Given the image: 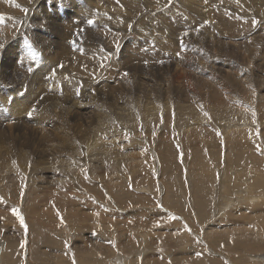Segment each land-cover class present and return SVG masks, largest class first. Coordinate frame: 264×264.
<instances>
[{
  "label": "rangeland",
  "instance_id": "rangeland-1",
  "mask_svg": "<svg viewBox=\"0 0 264 264\" xmlns=\"http://www.w3.org/2000/svg\"><path fill=\"white\" fill-rule=\"evenodd\" d=\"M110 1L103 6L105 9L101 6L96 11L93 6L105 4V0H48L46 4L39 3V1L30 2L34 13L30 21L33 23L37 16L38 19H43L44 15H46L47 18L45 17L42 23L46 24V26L47 24L49 25V29L46 32L39 31L33 37L34 41L42 44V48L51 53H59L62 49L64 51L67 48H72V45L75 53H86L89 47H93L97 51L96 49L99 46L100 48L103 47V43L101 39L96 37L94 28L90 26L93 30L88 29V26L85 28L88 24L87 21L90 19V16L85 14L87 11L85 9H90L89 12L92 10L91 13L93 11L105 13L103 10H106L111 18L113 15L108 13L107 8L111 7L114 10L113 8L115 7L114 12L119 13L120 16L122 15L124 20L126 19V23L125 28L120 26V29H123L122 31L118 28L116 35L114 34L116 37L121 35L122 37H118V39L113 36L111 46L112 48L117 46L118 48L115 49H118L119 52L111 49V47L109 49V52L112 55L114 54V57L117 53V59L113 57L114 59L112 60L116 63L109 61L110 64L108 62L107 66L111 67L114 63L117 67L115 65V67H108L113 72L109 69V74L103 77V81H108L107 84L113 85L120 78L124 81L127 77L131 78V80L126 79V81L130 82L125 81V84L128 83L126 88L129 89L127 91L129 95L127 94L128 98H126L129 99V104L138 105L137 90L147 91L148 100L156 104H150L151 109L167 110L172 113L173 117L169 115L170 117L152 118L153 116H151L149 119L147 118L148 120L146 118L143 120L142 118H133L127 125L131 126L130 124L133 122V126L136 123L140 127V131L134 130L129 134H124V128H122L112 133V138L106 136L111 134L95 137L99 144L101 143L100 149L105 151L111 147V150H114L113 152L116 155L123 150L119 145V142L122 143L125 148L121 157L124 159L117 155L112 158L114 160H111L109 155H102L101 151H97L98 154L96 156L98 157L96 158L93 155L95 157L93 161L97 160L96 162H99V166L105 162L103 157L105 160L108 157L110 161L107 158L105 169L103 167H95L94 170L97 172L91 173L92 177L90 176L91 174L89 175L90 177H81L83 180L78 184L66 180L68 173L64 170L48 173L44 180L41 179L30 183L26 181V185H24L22 180L18 184L15 178L16 171L21 173L25 164L32 160L40 159L41 155V161L51 159L55 155L53 156V154L51 155L46 151L48 143L44 141L45 138L40 136V134H36L33 131L34 129L32 130L33 134H30L32 128L28 126L33 125V123L23 127L22 125H16L22 131H27V134L23 132L22 135V131H20L13 137L4 136L0 145L4 147L13 145L17 149L23 148L26 152L21 153L20 157H29L25 162H20V157L11 162L15 167V172L7 168V165H0V243H3L2 245L5 244V246L0 244V259L2 258L0 264H26V261L27 264H59L58 260L63 264H77L78 258L95 254L99 259L110 255L111 252L117 253L116 257L124 254L125 260L131 259L130 262H127L128 264H174L176 260H179L177 264H210L215 257L220 258L224 264H241L240 259L242 258L245 259L247 264H253L251 261L252 256L257 255L260 258V256L264 255V218L257 223L258 227H253V229L247 224H238L237 222L240 220L247 221L249 218L256 220V217L261 218L257 216L259 215L258 213L248 212L250 208L257 209V205L252 204L256 202H243L234 212L226 211L230 215L224 214V217L217 220L219 213L214 215L216 211L209 213L206 217L199 213L194 194L195 188L199 185L197 184L199 177L207 180V189L210 187V194H212V186L216 182L215 178L218 177L217 167H221L220 170L224 171L227 176L224 179L225 187L222 189L224 191L222 195L229 199H234L239 195L247 180L252 181L258 175L264 173V0H188L200 10L195 12L184 8L183 0H119V4L114 3V5ZM73 4L78 7L77 11L70 9ZM119 5L123 6H121V9H127V13L121 10ZM156 5H158L157 10L155 9ZM94 8L96 7L94 6ZM199 12L204 14L200 15ZM173 14L176 16L175 18H173ZM147 16L150 19H146L149 18ZM243 17L247 19L245 26L239 27L229 24L234 22L232 20H244ZM201 19H203V22ZM226 19L228 20L227 22H225ZM170 20L171 22H169ZM130 22L132 24H129ZM126 24L132 25V28L126 26ZM81 26L82 28H80ZM191 28L193 29L192 33L190 32ZM87 29L94 33L87 31ZM55 31H61L64 34L63 40L65 42L53 40L54 44H51L50 37L56 33ZM85 31L86 33H84ZM176 31L181 32V35ZM183 31L187 32L186 35L188 36L182 33ZM188 32L189 34L191 33L190 36ZM90 35L94 37L92 38ZM98 36L100 35L98 34ZM186 38L189 39L185 41ZM75 39L78 40L76 41ZM98 40L100 42H97ZM18 41L16 50L3 57L2 65L6 69L4 67L0 68V88L5 89L6 85L4 84L9 83L10 61L13 57L19 61L23 60V53H28L33 48L36 50L37 56L43 57L46 55L33 41L26 37H19ZM67 42H72V44L68 43L69 45L71 44L69 46ZM92 42L97 46L94 47ZM151 42H155L156 47ZM147 43L151 47L146 46ZM79 44L81 47H79ZM87 45L88 47H86ZM167 45H171L175 51H169ZM82 47H85L86 51ZM77 48L80 50L78 51ZM126 49L129 51L132 49V52ZM141 49L143 50L141 51ZM146 49L151 50L150 53ZM100 50L102 49L98 50L99 53ZM134 50L135 53L133 52ZM141 54H143L145 59L138 57ZM173 54L177 56L173 57ZM146 56L148 57L147 59ZM132 61H134V64L136 62V64L134 65ZM111 62L113 63L111 64ZM129 64L131 65L128 69ZM21 65L23 66L24 64L22 63ZM60 65L58 66L59 70L61 68ZM121 65L122 67H120ZM131 67L135 68L136 72L132 71ZM24 71V67H19L16 69L15 75ZM119 72L124 73H121L122 77ZM180 76L183 77L184 84L176 82L177 77ZM185 76L192 78L191 84L185 82ZM194 80V85H196V81L198 84L191 86ZM198 81L202 82L199 83ZM94 84L92 83L89 86L82 85L83 88L80 85L82 89L77 86L76 90L74 89L72 92L61 93L58 101L61 100L63 95L62 102H59L62 105V110H68L72 106V101L69 100L72 96L77 97V99L79 97L80 100H78L81 103L85 102L84 96L86 94L85 97L87 98V93H92L89 92L93 90L91 89L92 85L95 87L93 96L96 97L97 95L96 98L98 99L100 96L102 98L101 101L104 100L102 92H97L99 89L97 81ZM106 88L103 90L104 92L108 91ZM88 89L89 91H86ZM78 90L81 94L78 93ZM67 92L70 93V96ZM107 98L112 101L110 97ZM68 101L71 102L69 103ZM43 103L48 104L47 101H43ZM146 104L147 99L144 98L143 110L149 107ZM184 107L187 109L184 110ZM33 109L34 107L29 108L28 112H26L27 115ZM216 109L219 112H216ZM84 111L90 110L84 108L81 114H85ZM43 112L40 113H48L47 111ZM235 114L239 115L236 117L234 116ZM244 117L248 120H242ZM187 118H190V122L193 121L195 123L200 120L202 123L200 126L199 124L196 125L199 127L198 129L188 133L185 131L186 128L184 131H178V127L184 125V121ZM115 119L114 125L118 124L116 126L120 127L124 126L130 118H124L123 121L122 118L116 119L117 121ZM155 119L161 120L157 121ZM208 120L217 123L212 125ZM80 121L82 120L80 119ZM87 121H92V123H89L88 128L90 126L94 130L93 121L98 124V120L96 118L83 119V124L87 125ZM75 122V120H72L70 124L63 122L65 123L64 126H67L66 129L69 128V137L72 140L80 138V134H76V130H79L78 126L80 125L77 124L75 126ZM219 122H222V125L226 124L223 130ZM253 122L254 126L251 129L244 127V123L252 124ZM1 123L0 130L7 128L4 123L2 125ZM234 125H240L244 128H238ZM48 127L54 129L53 123L48 125ZM98 127H100L99 124ZM245 130H248V132ZM33 135L36 136L34 137ZM115 136L119 138L116 137L115 139ZM40 137L44 140L42 139V141ZM95 138L93 141H96ZM107 139L115 141L116 146L115 144L106 145ZM116 140L119 141L116 142ZM164 141L169 144H165L166 149L162 147ZM231 150L238 154L237 156L241 157V159L237 163H233L235 160H231L227 164V158H234L231 157ZM44 152L45 154L43 155ZM75 152L74 150L65 149L62 156L67 159L70 156H75V154H71ZM129 152L132 154L129 155ZM126 156H130L131 161L134 160L133 158L144 159L143 163L147 164L144 165V168L142 166H139V168L135 165L136 163L127 162ZM164 157H167L172 162L174 161V166L167 165V162L164 164L165 159H162ZM223 158L226 159L223 160ZM116 161L119 164L125 161V163H122L126 165V171L120 167L121 164L120 166L117 165L119 170L116 169L114 167L117 164H114ZM1 162L2 157H0ZM19 162L21 168H16ZM100 163L102 164L100 165ZM221 163L222 165L226 163V166H221ZM108 165H112V167L110 168ZM261 166L262 171L259 173L258 168ZM134 167L137 168V171H134ZM106 168H110L114 173L113 178L111 177L113 184L110 183L112 188L109 184L110 176H106V178L102 176V174L105 175V170L111 171ZM122 169L126 174L123 173ZM233 173L234 175L231 176L230 174ZM212 174L216 176L211 177ZM234 176H237V178ZM231 178L235 180V185L233 186L228 183ZM99 180L100 182L103 181L104 184H100ZM119 180L124 181L126 184L128 192L125 195L117 190L119 189V187L117 188ZM84 181H87L90 185L86 186ZM200 184L202 185V183ZM251 185L252 193L255 196H260L258 195L259 193H264L262 192L264 191V182L261 178L257 181H252ZM167 195L171 196L167 198ZM138 198H143L145 202L133 203ZM208 200L212 208H214L218 206L220 198L217 194L215 199L210 200L208 198ZM85 201L93 202V204L88 203L87 206ZM102 205L105 206L102 207ZM107 210L110 211V214H108ZM137 211L141 212V214L137 215ZM261 212L264 216V210ZM21 218L23 223H21ZM175 221L179 222V224L175 225ZM29 224L31 230L28 226ZM184 224L188 227L186 230L189 231L194 239L190 244L192 246L190 248L185 247V240L180 241V235L176 233V226L184 228ZM183 246L185 248H182ZM100 252L103 254H100ZM172 257L173 259L171 260L170 258ZM76 260L78 261L76 262ZM99 260L102 261L101 259Z\"/></svg>",
  "mask_w": 264,
  "mask_h": 264
},
{
  "label": "bare ground",
  "instance_id": "bare-ground-1",
  "mask_svg": "<svg viewBox=\"0 0 264 264\" xmlns=\"http://www.w3.org/2000/svg\"><path fill=\"white\" fill-rule=\"evenodd\" d=\"M35 1H39L46 4V2L48 0H0V68L4 67L2 65L3 63V57L7 56L8 54H11L13 53L15 50H16V46H17V43L19 42L18 41V38L19 37H26L28 39H30L31 41H33L36 46L42 50L43 52L46 53V55H44L43 57H39L36 55V50L33 48L32 50H30L28 53H23V60H17L15 57L12 58V60L10 61V65L11 67L9 68L10 70V73H9V83L8 84H4L6 85V88L3 89V88H0V122L4 123L7 128L5 129H1L0 130V142L2 141L3 137H13L15 136L17 133H19L20 131H22L20 128H17L16 125H22L23 126H28L30 125L31 123H33V125H30L28 127L32 128L31 131H30V134L32 135L33 131L36 133V134H40V136H42L43 138H45L44 141H47L48 145L46 147V151L49 153V154H53V158H51V155H50V158L51 159H44L46 161H41V157L42 155L40 156V159L38 160H32L30 162H28L27 164L24 165V167L22 168L23 171L21 173L17 172L16 171V176L15 178L17 179V182L18 184H20V182L23 180L24 181V185H26V181L27 182H36V181H39L41 179H45L46 177V174L48 173H55L56 171H59V170H64L66 173H68V176L66 177V180L68 181H71V182H75L76 184L80 183L83 179H81V177H85V176H89L91 173L93 172H97L94 170L95 167H106L105 166V163L109 160L108 157H106V160L104 159L103 157V161L104 164L101 165L102 163H100L101 166H99V162H96V161H93V159L98 156H96V154H98L97 151H101L102 155H109V157H111V160H114L112 158H115L117 155H120V157L122 156V154L124 153V146L122 145V143L119 142V145L120 147L123 149L122 151H119L116 154H114V150L112 151L111 150V147L110 149H107V150H102L99 148L100 144H99V141L96 140L95 137L97 136H103V134H111V135H106L107 137L109 138H112V133H114L115 131H119L121 130L122 128H124V134H129L131 133L132 131L136 130L137 132L140 131V127H138L136 125V123H134V125L132 126L133 122L130 124L131 126L127 125L130 121H132L133 118H142V120L144 118H150L151 116H153L152 118H164L165 116H169L172 115L171 112L167 111V110H164V111H161L160 109L158 108H153L151 109V107L149 106L150 104H153L154 102H151L149 101L148 99V92H143L141 90H137L138 93L137 94V100H138V105L135 106L134 103L133 104H129V99H127L128 97L126 96L129 92H127L129 89H127L126 87L128 86V83L125 84V81L126 79L128 78L127 77L125 79V81L123 79H117L118 81H116L117 83L113 84V85H110V83L107 84L108 81H103V77L105 75H108L109 74V69L111 67H113L116 63L114 62L112 59H114L117 55H115V57L111 54V52H109V49L111 47V49H115V48H118L117 46H115V48H112V42H113V36H115L116 32H118V28L120 29V26L124 27L125 26V23H126V19L124 20V17L121 15H119V13H116L114 12L115 10V7L113 8L114 10L111 9V7L109 8V4L111 3V1L113 2V5L114 3L115 4H119V0H105V4H100L99 6L97 5H94L96 8H94L93 6V9L98 10L99 8H104L103 6L106 5L108 3V1H110V3L108 4V8L107 10L109 11L108 13H110L111 15H113V17H109L106 10H103L105 13H102V12H89L90 9H85L87 10L85 12V14L87 16H90V19L89 20H93L94 23L92 24H89L88 21H87V25L85 28H87V26L89 27H92L95 29V34H96V37H98L99 39H101V42L103 43V47L100 48V46L98 47L99 49H102L100 50V53H99V49L97 48L96 50L98 51H95L93 47H89L87 50L86 53H75L73 51V45H72V48H67L59 53H51V52H47V50L45 48H42V44L40 43H36L34 41V38L35 35L39 32V31H44L46 32L48 29H49V25L47 24H43V20H45V17L47 18L46 15H44V18L43 19H38V16H37V19L34 20V22L32 23L30 21L31 17L34 15L33 13V7L31 6L30 2H35ZM66 1V0H64ZM164 1V0H163ZM168 1H171V0H168ZM182 1V0H181ZM107 2V3H106ZM166 2V1H165ZM121 3V2H120ZM125 3V2H124ZM159 3V2H158ZM163 3V2H162ZM161 3V4H162ZM90 4V3H89ZM94 4V3H93ZM122 4V3H121ZM132 4V3H131ZM160 4V5H161ZM164 4V3H163ZM168 4V3H167ZM112 5V4H111ZM126 5V4H125ZM129 5V4H127ZM42 6V5H41ZM120 6V5H119ZM122 6V5H121ZM120 6V9L123 7ZM130 6V5H129ZM163 6V5H162ZM165 6V5H164ZM183 6L184 8H188L190 11H200L199 9H197L195 7L194 4H191L190 1L188 0H183ZM91 7V6H90ZM77 8L74 4L70 6V9H72L73 11H77ZM128 8V6H127ZM40 9V8H39ZM44 9V8H42ZM49 9V8H48ZM105 9V8H104ZM117 9V8H116ZM119 9V8H118ZM155 9L157 10L158 9V5L155 6ZM154 9V10H155ZM187 9V10H188ZM123 10V9H121ZM127 10V9H126ZM126 10H123L126 12ZM222 10V8H221ZM41 11V10H40ZM82 11V10H80ZM117 11V10H116ZM128 11V10H127ZM46 12H48V10H46ZM89 12V13H88ZM119 12V10H118ZM121 12V11H120ZM152 12V11H151ZM150 12V14H151ZM155 12V11H154ZM127 13V12H126ZM198 13V12H197ZM200 13V12H199ZM203 13V12H202ZM200 13V15L202 14ZM222 13V12H221ZM204 14V13H203ZM207 14V13H206ZM39 15V14H38ZM129 15V14H128ZM128 15H127V18H128ZM154 15V14H153ZM174 15V14H173ZM196 15V13H195ZM198 15V14H197ZM76 16H79V15H76ZM125 16V14H124ZM131 16V15H130ZM80 17V16H79ZM149 17V16H147ZM176 16L174 15L173 18H175ZM200 17V16H199ZM36 18V17H35ZM110 18V19H109ZM132 18V17H131ZM242 18V17H241ZM146 19H150L149 18H146ZM198 19V18H197ZM244 20H240V19H237V20H232L234 22L229 23L231 26H239V27H243L245 26L247 23H245L247 21L246 18L243 17ZM250 19V18H248ZM131 20V19H129ZM163 20V19H162ZM174 20V19H172ZM202 22H203V19H201ZM196 21V20H195ZM206 21V20H205ZM228 20L226 19L225 22H227ZM30 24H29V23ZM39 22V23H38ZM46 22V21H44ZM171 22V20L169 21ZM198 22H200L198 20ZM249 22V21H248ZM254 22V21H253ZM8 23V25H7ZM167 23V22H166ZM195 23V22H194ZM129 24H132L131 22ZM127 25L126 26H132V25ZM162 24V23H161ZM201 24V22H200ZM221 24V23H220ZM227 24V23H226ZM163 25V24H162ZM198 25V24H197ZM202 25V24H201ZM207 25V24H206ZM136 26V24H135ZM134 26V27H135ZM161 26V25H160ZM165 26V25H164ZM259 26V25H258ZM88 28V29H91V28ZM129 27V28H130ZM195 27V26H194ZM82 28V26L80 27ZM125 28V27H124ZM132 28V27H131ZM136 28V27H135ZM134 28V29H135ZM164 28V27H163ZM161 28V29H163ZM166 28V27H165ZM197 28V27H196ZM195 28V29H196ZM254 28V27H253ZM84 29V28H83ZM89 32H92L90 30H88ZM194 29V31H195ZM93 30V29H91ZM121 30V29H120ZM123 30V29H122ZM121 30V31H122ZM133 30V29H131ZM164 30V29H163ZM174 30V29H173ZM172 30V31H173ZM125 31V30H124ZM128 31V30H127ZM170 31V30H169ZM193 32V29L191 28L190 32ZM56 32V31H55ZM89 32H87L89 34ZM177 32V31H176ZM191 32V33H192ZM83 33V32H82ZM86 33V31L84 32ZM94 33V32H92ZM122 33V32H120ZM146 33V32H145ZM168 33V32H167ZM181 35V32H177ZM182 33H185V31H183ZM187 33V32H186ZM190 33V34H191ZM98 34L100 36H98ZM115 34V35H114ZM124 34V33H122ZM189 34V32H188ZM189 34V36H190ZM196 34V33H195ZM194 34V36H195ZM82 35V34H81ZM93 35V34H92ZM92 35H90L92 37ZM118 35V33H117ZM125 35V34H124ZM127 35V34H126ZM172 35V34H171ZM208 35V34H207ZM43 36V35H42ZM63 36L64 34L61 32V31H58L56 33H54L50 38H51V44H54L52 41L53 40H59V41H62V42H65L63 40ZM178 36V35H177ZM184 36V35H183ZM188 36V35H186ZM40 37V36H39ZM38 37V38H39ZM69 37V36H68ZM82 37V36H81ZM91 37H89L91 39ZM94 37V36H93ZM92 37V38H93ZM116 37V36H115ZM119 37V36H118ZM116 37V38H118ZM122 37V35L120 36ZM119 37V38H120ZM126 37V36H125ZM174 37V36H173ZM180 37V36H179ZM192 37V36H191ZM72 38V37H71ZM77 38H79L77 36ZM88 38V39H89ZM118 38V39H119ZM182 38V37H181ZM180 38V40H181ZM82 39V38H81ZM84 39V37H83ZM125 39V38H123ZM127 39V37H126ZM189 39V38H186L185 41ZM194 39V38H193ZM50 40V39H49ZM48 40V41H49ZM76 40V39H75ZM78 40V39H77ZM76 40V41H77ZM87 40V39H86ZM160 40V38H159ZM179 40V39H177ZM184 40V39H183ZM182 40V41H183ZM67 41V40H66ZM88 41V40H87ZM130 41V40H129ZM162 41V39L160 40ZM190 41V40H189ZM192 41V40H191ZM79 42V41H78ZM90 42V41H89ZM95 42V41H93ZM92 42V45H94ZM97 42H100L99 40ZM116 42H118V40H116ZM132 42V41H131ZM130 42V43H131ZM179 42V41H178ZM181 42V41H180ZM188 42V41H187ZM68 43H71L72 42H67ZM80 43V42H79ZM91 43V42H90ZM119 43H123V42H119ZM152 43V42H151ZM155 43V42H154ZM152 43V45L154 44ZM190 43V42H189ZM66 44V43H65ZM66 44V46H67ZM70 44V45H71ZM75 44V43H74ZM88 44V43H87ZM99 44V43H98ZM125 44V43H124ZM157 44V43H156ZM62 45V44H60ZM69 45V44H68ZM69 45V46H70ZM76 45V44H75ZM80 45V44H79ZM86 45V44H85ZM120 45V44H119ZM65 46V48H66ZM78 46V45H77ZM91 46V45H89ZM97 46V45H96ZM94 45V47H96ZM121 46V45H120ZM146 46H149V44L147 43ZM154 46L156 47V45L154 44ZM153 46V47H154ZM13 47V49H12ZM49 47V46H48ZM53 47V46H52ZM57 47V46H56ZM75 47V46H74ZM81 47V45L79 46ZM88 47V45L86 46ZM122 47V46H121ZM140 47V46H138ZM151 47V46H149ZM50 48V47H49ZM62 48V47H61ZM60 48V49H61ZM84 48V50L86 51V48L85 47H82V49ZM134 48V47H133ZM136 48V46H135ZM143 48V47H141ZM148 48V47H147ZM167 48L168 50L170 51H175L174 48L170 45L168 46L167 45ZM76 48H74L75 50ZM78 49V48H77ZM122 49V48H121ZM137 49V48H136ZM139 49V48H138ZM5 50V51H3ZM80 49H78L79 51ZM116 52L118 51V49H115ZM127 50V49H126ZM143 49H141L142 51ZM147 51L149 49H146ZM153 50V49H152ZM77 51V50H75ZM102 51V53H101ZM114 51V50H113ZM112 51V52H113ZM129 51V50H127ZM138 51V50H137ZM146 51V52H147ZM151 50H149V53H150ZM54 52V51H53ZM98 54H97V53ZM119 52V51H118ZM129 52H132V49L131 51ZM135 53V50L133 51ZM96 53V54H95ZM114 53V52H113ZM140 53V52H138ZM137 53V54H138ZM145 53V52H144ZM174 53V52H172ZM120 54V53H119ZM131 54V53H129ZM136 54V55H137ZM148 54V53H147ZM176 54H177V50H176ZM175 54V56H177ZM126 55V54H125ZM135 55V54H134ZM159 55V54H158ZM157 56V55H156ZM174 54H173V57H175ZM114 57V58H113ZM124 57V56H123ZM130 57V55H129ZM133 57V56H132ZM131 57V59H133ZM138 57L140 58H144L143 54L141 55H138ZM136 58V57H135ZM139 58V59H140ZM148 57L146 56V59ZM117 59V57H116ZM130 59V58H129ZM145 59V58H144ZM127 60V59H125ZM137 60V59H136ZM109 61H113L111 62L112 66H107L108 65V62ZM117 61V60H116ZM133 64H134V61H132ZM138 62V61H137ZM24 64L23 66L21 64ZM125 63V62H124ZM130 63V62H129ZM175 63V61H174ZM62 64L63 67L60 68V71L58 66ZM110 64V62H109ZM128 64V63H127ZM132 64V63H131ZM128 65V69L130 67V65ZM132 64V66H133ZM136 64V62H135ZM134 64V65H135ZM117 67V65H115ZM114 66V67H115ZM19 67H24L25 71L24 72H19L17 75H15L16 73V69L19 68ZM108 67H110L108 69ZM119 67V66H118ZM122 67V65L120 66ZM127 67V66H126ZM135 67V66H134ZM6 69V67H4ZM132 68V67H131ZM130 68V70H131ZM125 69V68H124ZM112 70V69H110ZM123 70V69H122ZM135 71V68H132V71ZM8 71V70H7ZM125 71V70H124ZM113 72V70H112ZM111 72V73H112ZM117 73V72H116ZM120 73V72H119ZM118 73V74H119ZM122 73V72H121ZM120 73V76L122 77V73ZM132 73V72H131ZM115 74V73H114ZM117 74V76H118ZM128 74V73H127ZM134 74V73H133ZM112 75V74H111ZM130 76V74H129ZM7 78V77H6ZM119 78V77H118ZM183 77L180 76V77H177L176 79V82L178 83H183ZM1 79V77H0ZM8 79V78H7ZM128 80H131V78ZM127 80V81H128ZM134 80V79H133ZM184 80L186 83L188 84H191L192 82V78L191 77H188V76H185L184 77ZM97 81V85L99 87V89L97 90V92L99 91L100 93L102 92V96H104V100L101 101V97L99 96V99L96 98L95 96H93V90L95 87H93L95 84V82ZM126 81V82H127ZM130 82V81H128ZM133 82V81H131ZM194 82L195 80L193 81L192 85H194ZM199 83H201L202 81H198ZM94 84L92 85L91 91L86 90V91H89V92H92V93H87V98L84 96L85 98V102H80L79 100V97L77 99V97L75 98L74 96L71 97V99L69 98V100L72 101V106L70 108H68V110H62V105L61 103H59L62 98H63V95H62V98L60 101H58V97L60 96L61 93L63 92H66V91H73L77 86H89L91 84ZM184 84V83H183ZM197 81H196V85H197ZM96 85V86H97ZM131 85V84H130ZM194 85V86H196ZM201 85V84H200ZM80 86V88H81ZM82 86V88H83ZM4 87V86H3ZM107 87V88H106ZM81 88V89H82ZM108 89V91L104 92L103 90L104 89ZM126 88V89H125ZM130 88V86H129ZM79 89V88H77ZM87 89V88H86ZM76 90V89H75ZM80 90V89H79ZM79 90H78V93H79ZM83 91V90H82ZM81 91V92H82ZM96 91V90H95ZM94 91V92H95ZM136 91V90H135ZM76 92V91H75ZM68 95L70 94L69 92H67ZM77 93V92H76ZM96 93V92H95ZM66 94V93H65ZM81 94V93H79ZM73 95V94H72ZM84 95V93H83ZM129 95V94H128ZM131 95V94H130ZM134 95V94H133ZM188 95V94H187ZM70 96V95H69ZM78 96V95H77ZM106 97H110L112 99V101H110L108 98L106 99ZM127 97V98H126ZM42 98V99H41ZM144 98L147 99V106H149L147 109L143 110V101H144ZM40 100V101H39ZM43 101H47L48 104L46 103H43ZM66 101V100H65ZM65 101H64V104H65ZM70 101V102H71ZM81 101H82V98H81ZM84 101V100H83ZM39 102V103H38ZM62 102V101H61ZM69 102V101H68ZM68 102H66L68 104ZM69 102V103H70ZM135 102V101H133ZM136 103V102H135ZM155 104V103H154ZM66 105V104H65ZM70 105V104H69ZM156 105V104H155ZM183 105V104H182ZM34 107V109L32 110V115H27L26 112H28L27 110L30 108ZM84 108H87L89 109L90 111H84L85 114H81L82 112V109ZM184 110L187 109V108H183ZM233 110V109H231ZM237 110V109H235ZM44 111V112H43ZM45 111H47L46 113L47 114H41L40 112H43L45 113ZM216 112H219L218 109L215 110ZM234 111V110H233ZM238 111V110H237ZM236 111V113H237ZM83 112V113H84ZM239 113V112H238ZM241 114V112H240ZM239 115V114H238ZM238 115H234V116H238ZM170 117V116H169ZM62 118H65V119H62ZM87 118H96L98 120V124L100 127H98V124L93 121L94 124V130H92L89 126L88 128V125L89 123H92V121H87V125H84L83 124V119H87ZM114 118L116 119H121L122 118V121L124 118H130L127 122L126 120H124L126 123V125L124 124V126H120V127H117L116 125H114ZM186 118V117H185ZM192 118V117H191ZM240 118H243V117H240ZM80 119L82 121H80ZM115 119V120H116ZM147 119V120H148ZM195 119V118H194ZM72 120H75V126H77V124H79L80 126H78L79 130H76V134H80V138L78 140H72L69 136V132L70 130L66 129V127L64 126L65 123L63 122H66V123H69L72 122ZM92 120V119H91ZM94 120V119H93ZM154 120V119H153ZM155 120H161V119H155ZM183 120V119H181ZM196 120V119H195ZM242 120H248L244 117V119ZM117 121V120H116ZM121 121V120H120ZM146 121V120H145ZM156 121V122H157ZM190 118H187L185 119V124L178 127V131H185L188 133V132H191L193 130H196L198 129L199 127L196 126L199 124L202 123V121H197L195 123L190 122ZM153 122V121H152ZM183 122V123H184ZM208 122H210V120H208ZM1 123V125H2ZM51 123H53V127L54 129H50L48 127V125H50ZM97 124V126L95 127V125ZM124 123V122H123ZM212 125L213 124H216L217 122L215 121H212L210 122ZM220 123V122H219ZM222 123V122H221ZM220 123V124H221ZM121 124V122H120ZM142 124V123H141ZM15 125V126H14ZM91 125V127H92ZM156 125V124H155ZM158 125V124H157ZM193 125V126H192ZM244 127H249L250 129L254 126V122L251 124V123H244ZM162 126V125H161ZM160 126V128H161ZM215 126V125H214ZM236 126V125H234ZM71 127V126H70ZM98 127V129H96ZM163 127V126H162ZM167 127V126H166ZM218 127V126H217ZM224 127H226V124H221V128L222 130L224 129ZM238 128H244V127H241L240 125L236 126ZM25 128V127H24ZM27 128V127H26ZM29 128V129H30ZM158 128V126H157ZM171 128V127H170ZM216 128V126H215ZM220 128V127H219ZM15 129H19V130H15ZM34 129V130H33ZM77 129V128H75ZM143 129V128H142ZM146 129V128H145ZM192 129V130H191ZM33 130V131H32ZM176 130V129H175ZM72 131V130H71ZM74 131V130H73ZM123 131V130H122ZM173 131V130H172ZM246 131V130H245ZM23 132H26L27 134V131H22V135H23ZM100 132V133H99ZM248 132V130L246 131ZM117 133V132H116ZM115 133V134H116ZM123 133V132H122ZM159 133V132H158ZM161 133V132H160ZM25 134V133H24ZM74 134V135H76ZM121 134V133H119ZM134 134V133H133ZM179 134V132H178ZM186 134V133H185ZM169 135V134H168ZM34 137L36 135H33ZM73 136V135H72ZM101 136V137H102ZM95 138L96 141H93V139ZM106 137V138H107ZM119 138L118 136H115L114 138L116 139ZM178 137V136H177ZM39 138V136H38ZM93 138V139H92ZM142 138V137H141ZM41 139V137H40ZM41 139V140H42ZM40 140V141H41ZM42 140V141H43ZM108 140V139H107ZM106 141V140H104ZM119 141V140H116V142ZM166 141V140H165ZM165 141L163 142V146L162 147H165L168 144V142L165 143ZM12 142H13V139H12ZM162 142V141H161ZM171 142V141H170ZM41 143V142H40ZM43 143V142H42ZM45 143V142H44ZM105 143V142H104ZM160 143V142H159ZM158 143V145H159ZM38 144V143H37ZM106 145H114L115 144V141H113L112 139L108 140L107 143H105ZM157 144V143H156ZM39 145V144H38ZM37 145V147H38ZM104 145V144H103ZM105 145V146H106ZM118 145V144H117ZM116 146V144H115ZM156 146V145H155ZM104 147V146H103ZM108 147V146H107ZM114 148V146H112ZM118 147V146H117ZM119 147V148H120ZM160 147V145H159ZM109 148V147H108ZM177 148V147H176ZM43 149V148H41ZM45 149V148H44ZM65 149H69V150H74L75 153H71V154H75V156H70L68 157L67 159L64 158L62 156V153ZM128 149V148H127ZM162 149V148H161ZM166 149V147L164 148ZM169 149V148H168ZM116 150V149H115ZM140 150V149H139ZM145 150V149H144ZM104 151V152H103ZM131 151H134V150H131ZM164 151V150H163ZM177 151V150H176ZM23 152H26L24 151L23 148L21 149H17L16 147H14L13 145H9V146H2L0 145V157H2V162L0 163L1 166H5L7 165L6 167L11 169L12 171L15 172V167L14 165L11 163L13 162L14 160H17L19 157H20V154L23 153ZM117 152V151H116ZM165 152V151H164ZM166 153V152H165ZM164 153V154H165ZM217 153V152H216ZM223 153V152H222ZM45 154V152L43 153V155ZM132 153L129 152V155H131ZM137 154V153H136ZM168 154V153H167ZM166 154V155H167ZM219 154V153H218ZM83 155V156H81ZM95 155V157L93 156ZM154 155V154H153ZM163 155V153H162ZM161 155V157H163ZM172 155V153H171ZM238 154H235L233 150H231V157H234L233 159H228L227 161V164L231 162V160H235V162L233 163H237L239 162L241 159V157H238L237 156ZM93 156V157H92ZM135 156V155H134ZM216 156V155H215ZM29 156H22L20 157V162H25L27 159H28ZM46 157V156H45ZM208 157V156H207ZM47 158V157H46ZM102 158V157H101ZM108 158V160H107ZM123 158V157H121ZM126 161L127 162H130V163H133L135 165H137V167H145L143 163V160H139L137 158H133L134 160L131 161L132 159H130V156H126ZM132 158V156H131ZM169 158V156H168ZM167 157H164L162 159H165V161L163 162L164 164H166L167 162V165H171V166H174L173 165V162L168 159ZM219 158V157H218ZM124 159V158H123ZM160 159V158H159ZM172 159V158H171ZM217 159V158H216ZM226 159V158H225ZM223 158V160H225ZM209 160V159H208ZM110 161V160H109ZM118 161V160H117ZM115 162L114 164H116V166H114L116 169L119 170V168L117 167V165L120 166L121 164V168L125 169L126 171V165L123 164L125 163V161L122 163L120 162ZM20 162L17 164L16 168H21L19 166ZM147 162V161H146ZM204 162V161H203ZM221 162V161H220ZM152 163V162H151ZM162 163V162H161ZM209 163V162H208ZM232 163V164H233ZM110 164V163H108ZM133 165V164H132ZM226 166V163L224 164ZM222 165L221 163V166H224ZM110 166V168L112 167V165H108ZM149 166V165H148ZM139 167V168H140ZM230 168H232L231 166H229ZM110 168H106V169H110ZM148 168V167H147ZM167 168V167H166ZM165 168V169H166ZM221 167H217L216 169L218 170V173H217V176L215 179H216V182L213 184V188H212V194H210V187L209 189H207V180L204 179V178H201L199 177V182H197V184H199L197 186V188H195V199H196V204L198 205V209H199V213L201 215H203L204 217H206L209 213H213L214 211H216L214 213V215L218 214V218H221V217H224V214H228L230 215V213H227L226 211L228 212H234L236 210V208H238L243 202H252V201H255L256 203H252L253 205H257V209H249L248 212L250 213H258L259 217L261 218H257L254 219V218H249L247 221L246 220H243V221H238L237 223L238 224H247L251 229L254 228H257L258 225L257 223L258 222H261V220H263L264 216H263V213L261 211H263L264 209V193H259L258 195L260 196H255V194L252 193V181H257L259 178H261V180L264 182L263 178H264V173H261L260 175H258V177H256L255 179H253L252 181L250 180H247L245 183V187L243 188L242 191L239 192V195L237 197H235L234 199H229V198H226L222 195V192H224L222 189H224L225 185H224V179L225 177H227L225 175V172L224 171H221L220 170ZM227 168V167H225ZM105 169V168H104ZM113 169V168H112ZM122 169L123 173L126 174V172H124V170ZM137 168L134 167V171L136 170ZM142 169V168H141ZM194 169V168H192ZM224 169V168H223ZM111 170V169H110ZM117 170V171H118ZM140 170V169H139ZM146 170V169H145ZM113 170L111 171H106L105 170V175L102 174L103 177L106 178V176H110V178L112 177L113 178ZM137 171V170H136ZM227 171V170H226ZM258 171L259 173L262 171V166L258 168ZM139 173V172H138ZM95 174V173H94ZM116 174V172H115ZM149 174V173H148ZM119 175V174H118ZM117 175V176H118ZM123 175V174H122ZM139 175V174H138ZM231 176L234 175L233 174H230ZM92 177V174L90 175ZM89 176V177H90ZM115 176V175H114ZM171 176V175H170ZM216 175L215 174H212L211 177H215ZM101 177V176H100ZM120 177V176H119ZM137 177V176H136ZM156 177V176H155ZM175 177V176H174ZM237 178V176H234ZM112 178L109 179V184L112 183ZM121 178V177H120ZM146 178V177H145ZM154 178V177H153ZM170 178V177H169ZM176 178V177H175ZM100 179V178H99ZM102 179V178H101ZM139 179V178H138ZM158 179V178H157ZM171 179V178H170ZM96 180V179H95ZM105 181H107L106 179H103ZM126 180V179H125ZM141 180V179H140ZM156 181V179H154ZM102 181V180H101ZM85 185L86 186H89L90 184L87 182V181H84ZM100 182V180H99ZM108 182V181H107ZM119 184L117 186V188L119 187V189H117L119 192H123L124 195L126 192H128V189H126V184L124 181H121L119 180L118 181ZM169 182V181H167ZM260 182V181H259ZM258 182V184H259ZM202 183V185L200 184ZM230 183V185H235V180L233 178H231V180L228 182ZM100 184H104L103 181L100 182ZM112 184H110L111 188H112ZM191 184V183H190ZM196 184V185H197ZM243 184V183H242ZM256 184V183H255ZM257 185V184H256ZM155 186V185H154ZM261 186V185H260ZM258 188V187H257ZM150 189V188H149ZM143 190V189H142ZM145 190V189H144ZM219 190H221L219 192ZM189 191V190H188ZM206 194H204L205 192ZM144 192V191H143ZM264 192V191H262ZM105 193V192H104ZM107 193V192H106ZM218 194V197L220 198V201H219V204L217 207H214L212 208L211 204H210V201L208 200V198L211 200V199H215L216 195ZM108 196V194H106ZM123 195V196H124ZM213 195V196H212ZM122 196V194H121ZM146 196V195H145ZM171 195H167V198H169ZM105 198V197H104ZM173 198V197H172ZM121 199V198H120ZM111 200V199H110ZM122 201V199H121ZM88 206V203L89 204H93V202H90V201H85ZM132 202V201H131ZM145 200L143 198H138V200H135L133 203H144ZM83 205H84V202H83ZM111 205V204H110ZM85 206V205H84ZM105 206V205H102V207ZM107 206V205H106ZM172 206V205H171ZM101 207V208H102ZM110 207V206H109ZM113 207V205H112ZM90 208V207H89ZM96 208V206H95ZM104 209V208H102ZM106 209V208H105ZM187 209V208H186ZM98 210V209H97ZM111 210V209H110ZM185 210V209H183ZM96 211V209H95ZM99 211V210H98ZM101 211V210H100ZM105 211V210H104ZM103 211V212H104ZM108 211V210H107ZM106 211V213H107ZM97 212V211H96ZM95 212V213H96ZM110 211H108V214ZM136 212V211H134ZM261 212V213H260ZM22 214V213H21ZM94 214V212H93ZM105 214V213H104ZM141 212L137 211V215H140ZM106 215V214H105ZM136 216V215H135ZM189 216V215H188ZM192 216V215H191ZM141 217V216H140ZM24 218V217H23ZM26 218V217H25ZM216 218V217H215ZM190 219V218H189ZM29 220V219H28ZM214 221V220H213ZM193 223V222H192ZM44 224V223H43ZM125 224V223H123ZM179 224V222L175 221V225ZM210 224V223H209ZM122 225V224H121ZM181 225V224H180ZM185 225V224H184ZM262 225V224H260ZM30 230H31V226L30 224L28 225ZM193 226L195 227V224L193 223ZM264 226V225H263ZM188 227L185 225L184 228H179L176 226V233H179V240L180 241H184L185 240V247L187 248H190L192 247L190 244L192 241H194L193 237H191V234L189 233L188 230H186ZM263 228V227H262ZM213 231V230H212ZM211 231V233H212ZM261 231V230H260ZM62 232V231H61ZM66 234V233H65ZM192 238V239H191ZM141 239V238H139ZM196 239V238H195ZM62 241V240H60ZM65 243V242H64ZM1 244V243H0ZM3 244V243H2ZM1 246H5L2 245ZM28 244V243H27ZM68 245V244H67ZM142 247V246H141ZM184 246L182 248H185ZM143 248V247H142ZM2 250V249H1ZM59 251V250H58ZM93 251H97V250H93ZM142 252V251H141ZM3 253V252H2ZM139 253V252H138ZM100 254H103L102 252H100ZM117 253H114V252H111L110 255H106L104 257H101L99 259H101L102 261H100L98 259V257H96L95 254H90L89 256L87 257H81V258H78V260H76L77 264H128L127 262H130L131 259H128V260H125V257L120 256V257H116ZM127 255V254H126ZM125 256V255H124ZM137 256V255H136ZM28 259V258H27ZM30 259V258H29ZM43 259V258H42ZM48 259V258H47ZM70 259V257H69ZM171 260L173 259L170 258ZM2 260V258L0 259ZM49 260V259H48ZM44 261V260H43ZM46 261V260H45ZM241 261V264H247L245 259H240ZM251 261L253 262V264H264V255L260 256V258L255 255V256H252L251 257ZM2 262V261H1ZM25 262V261H24ZM59 264H63L61 263L60 260L57 261ZM179 262V260L174 263V264H177ZM73 263V262H72ZM26 264H27V261H26ZM74 264V263H73ZM164 264H167V263H164ZM210 264H224L222 260H220V258H213L210 262Z\"/></svg>",
  "mask_w": 264,
  "mask_h": 264
},
{
  "label": "snow or ice",
  "instance_id": "snow-or-ice-1",
  "mask_svg": "<svg viewBox=\"0 0 264 264\" xmlns=\"http://www.w3.org/2000/svg\"><path fill=\"white\" fill-rule=\"evenodd\" d=\"M88 23L89 24H92V23H94V21L93 20H89L88 21ZM187 33H185V35H186ZM60 67H63V65H60ZM126 75V74H125ZM29 115H32V112H29ZM21 223H23V219L21 218Z\"/></svg>",
  "mask_w": 264,
  "mask_h": 264
}]
</instances>
